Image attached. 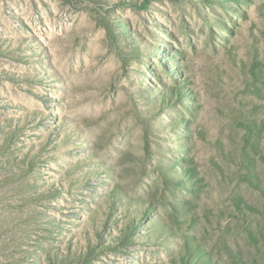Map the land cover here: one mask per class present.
Returning a JSON list of instances; mask_svg holds the SVG:
<instances>
[{
  "label": "rangeland",
  "instance_id": "obj_1",
  "mask_svg": "<svg viewBox=\"0 0 264 264\" xmlns=\"http://www.w3.org/2000/svg\"><path fill=\"white\" fill-rule=\"evenodd\" d=\"M0 0V264H264V0Z\"/></svg>",
  "mask_w": 264,
  "mask_h": 264
},
{
  "label": "trees",
  "instance_id": "obj_2",
  "mask_svg": "<svg viewBox=\"0 0 264 264\" xmlns=\"http://www.w3.org/2000/svg\"><path fill=\"white\" fill-rule=\"evenodd\" d=\"M147 5H148V0H145L142 6L147 7Z\"/></svg>",
  "mask_w": 264,
  "mask_h": 264
}]
</instances>
